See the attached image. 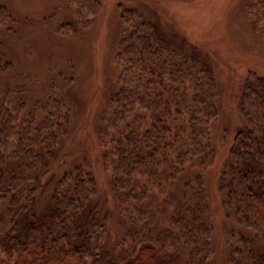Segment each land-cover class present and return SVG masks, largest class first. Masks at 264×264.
Here are the masks:
<instances>
[{
	"label": "trees",
	"instance_id": "trees-1",
	"mask_svg": "<svg viewBox=\"0 0 264 264\" xmlns=\"http://www.w3.org/2000/svg\"><path fill=\"white\" fill-rule=\"evenodd\" d=\"M69 3L81 26L99 6ZM246 9L264 38V0H247ZM9 17L0 7V25ZM120 17L126 27L114 58L117 85L97 131L120 233L109 237L84 165L41 181L68 132V114L49 109L42 118H22L0 92V264H210L213 229L201 171L214 157L211 68L156 19L136 9ZM239 112L243 125L217 184L232 224L224 264H264V76L247 74ZM181 174L188 177L176 196Z\"/></svg>",
	"mask_w": 264,
	"mask_h": 264
},
{
	"label": "rangeland",
	"instance_id": "rangeland-1",
	"mask_svg": "<svg viewBox=\"0 0 264 264\" xmlns=\"http://www.w3.org/2000/svg\"><path fill=\"white\" fill-rule=\"evenodd\" d=\"M98 2L97 13L81 26L69 0H0L10 16L0 25V92L22 118L30 112L42 118L50 109L67 113L70 120L41 181L53 175L59 178L75 165L87 167L107 215L109 237L114 240L119 235L120 217L110 173L101 161L97 131L119 75L114 58L126 27L120 11L136 9L141 16L156 19L169 39L175 35L187 50H197L211 68L217 108L210 125L214 157L201 174L213 229L208 261L224 264L232 224L225 218L217 184L233 137L243 125L239 112L243 82L250 72L264 76V38L253 26L247 0ZM187 177L181 174L175 181L176 196Z\"/></svg>",
	"mask_w": 264,
	"mask_h": 264
},
{
	"label": "bare ground",
	"instance_id": "bare-ground-1",
	"mask_svg": "<svg viewBox=\"0 0 264 264\" xmlns=\"http://www.w3.org/2000/svg\"><path fill=\"white\" fill-rule=\"evenodd\" d=\"M79 22V21H78ZM80 24V23H79Z\"/></svg>",
	"mask_w": 264,
	"mask_h": 264
}]
</instances>
